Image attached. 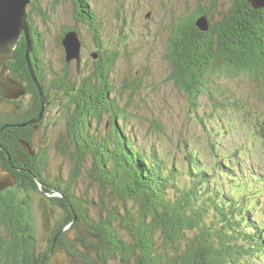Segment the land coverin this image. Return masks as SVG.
Masks as SVG:
<instances>
[{
	"label": "trees",
	"instance_id": "obj_1",
	"mask_svg": "<svg viewBox=\"0 0 264 264\" xmlns=\"http://www.w3.org/2000/svg\"><path fill=\"white\" fill-rule=\"evenodd\" d=\"M61 1L54 0L51 9L39 3L32 11L33 3L29 6L31 59L46 105L32 80L25 38L8 63L12 79L24 85L25 92L17 99L0 97V104L11 109L6 116L0 111V173L15 177V185L0 193V264H63L62 255L79 264H264V222L259 220L263 213L255 214L254 209H262L261 177L233 172L242 165L239 160L235 168L228 167L231 157L210 173L198 153H188L181 169L168 163L158 147H139L127 129L129 114L111 96L118 87L116 68L135 31L107 36L91 0H72L75 19L89 27L92 63L81 55L79 71L76 61H67L65 35L80 31L64 26L58 36L61 58L49 62L46 76L41 58L45 34L35 27L33 17L36 13L46 23ZM208 2L211 8L200 6L192 14L170 19L162 54L170 64L169 81L184 92L199 122L204 95L220 114L225 105L238 107L227 96L224 80L247 75L264 85V8L230 0L227 11L213 20L218 0ZM202 16L208 17L207 31L198 25ZM143 76H121V91L135 92L144 84ZM53 105L58 114L46 122ZM106 117L110 128L93 131V123L99 126ZM255 121L256 139L264 143V120ZM209 131L205 126L204 132ZM184 146L190 152L186 140ZM215 146L209 145L210 150ZM51 148L70 163L67 179L60 175L51 182L44 176ZM82 178L98 187V197L88 205L78 203L75 195ZM71 223V230L61 234ZM72 230L84 237L74 240Z\"/></svg>",
	"mask_w": 264,
	"mask_h": 264
},
{
	"label": "rangeland",
	"instance_id": "obj_2",
	"mask_svg": "<svg viewBox=\"0 0 264 264\" xmlns=\"http://www.w3.org/2000/svg\"><path fill=\"white\" fill-rule=\"evenodd\" d=\"M32 3L34 5L31 7L32 11L38 10L36 5L39 3L40 6L51 9L54 0H33ZM229 3L230 0H218V12L213 20L219 19L227 11ZM200 6L211 8L208 0H91V7L98 14L102 30L107 36L118 37L120 32L129 34L131 31H135V34H132L133 39L129 50L123 51L125 59L116 68L115 76L118 87L115 88V91L113 89L111 98L114 96L117 100L116 104L127 110L129 114V119L126 122L127 129L135 134L136 144L139 147L152 150L155 149V146L158 147L159 154L168 158V160L166 159L168 163L175 162L181 169H184L188 153H198L204 163L214 169L220 158L225 160L226 157H230V152L236 151L239 153L237 161L241 160L242 166L233 167L247 178L252 179L253 176H256L264 179V143L260 140V136L258 140L256 139L257 129L255 126V122L257 123L255 118L260 121L264 120V85H261L260 80L247 75L224 80L223 86L226 84V89L229 90L227 96H231L232 100L237 102L238 107L225 105L220 114L213 110V104L204 95L201 98V109L198 111L199 116L202 117L199 122L196 116L191 113L184 92L168 79L171 71L170 64L162 58L165 51L167 25L170 19L192 14ZM76 9L72 0H63L55 8V11L51 12V15L48 14L46 23L34 13L35 27L45 34L41 58L45 68L48 69L46 76L50 72L49 62L51 60L58 61L61 58L62 50L58 48V36L64 26H70L80 31L79 35L83 42L82 56L92 63L91 41L88 36L90 34L89 27L87 28V24L83 20L75 19ZM31 42L33 44L32 40ZM136 50L138 51L136 52ZM55 68L59 69L58 65ZM139 72L147 75L143 76L144 84L135 92L121 91L120 77H130V79L136 80L142 75ZM2 74L4 78L11 75L5 70ZM222 80L223 78H221ZM15 96L20 98L21 94L16 92ZM53 107L46 122L50 120L51 116L58 114L57 106L53 105ZM6 108L5 105L0 104V111L5 116L11 111ZM157 126L162 130H158ZM205 126L209 127L211 131L205 133ZM109 128L110 123L107 117L99 126L97 123L92 125L93 131L101 133H105ZM37 135L41 136L43 133L38 132ZM51 137H55V134H52ZM39 139L41 140V138ZM185 140L188 142V148H191L190 152L184 146ZM214 143L216 144L215 149L210 150L209 145ZM242 149L244 151L240 153ZM47 159L43 160L44 164L47 163ZM48 161L49 164L44 170L45 177L51 182L57 180L60 175L67 179L71 166L65 157L60 155L56 149L51 148ZM237 161L234 158H229L228 167L236 164ZM62 177L61 180L64 181ZM75 193L79 200L78 203L88 205V201L92 197H98V187L82 178L76 185ZM62 195L61 193L60 196ZM97 202L99 203V201ZM260 205L264 212V196L260 197ZM98 208L100 210V205ZM257 208H254L255 214ZM93 212L96 217V211L93 210ZM104 212L101 211V214ZM262 221H264V217ZM40 229L41 236H45L44 226H40ZM196 233L197 231L194 232V234ZM70 235L74 240L78 236L84 237V233L77 230H72ZM60 257L63 264H79L77 259H67V256L63 255ZM56 264H60V262Z\"/></svg>",
	"mask_w": 264,
	"mask_h": 264
},
{
	"label": "water",
	"instance_id": "obj_3",
	"mask_svg": "<svg viewBox=\"0 0 264 264\" xmlns=\"http://www.w3.org/2000/svg\"><path fill=\"white\" fill-rule=\"evenodd\" d=\"M253 6L258 8H264V0H248ZM32 0H0V97H6L8 99H17L15 96L16 92L21 95L24 94L26 87L22 84L16 83L11 75L3 77L2 72L8 71V63L14 58V52L20 45L22 38L27 41V52L26 58L31 72L32 80L38 88L44 106L46 105V97L41 88L39 79L35 73L34 65L31 59L33 52V44L31 42L30 23L29 17V6ZM198 25L202 30L207 31L209 29V21L207 16H202L198 20ZM63 44L66 49V58L68 62L76 61L78 64V70L80 69L81 55L83 50V42L80 35L76 31L68 32L65 35ZM93 58L98 57V53H94ZM15 82V83H14ZM13 94V96H12ZM43 115V114H42ZM15 185V177L12 173H8L4 170L0 173V193ZM72 207V206H71ZM78 219L77 215L73 221L76 222ZM64 228L61 234L68 231L73 224ZM52 251H50L51 253Z\"/></svg>",
	"mask_w": 264,
	"mask_h": 264
},
{
	"label": "flooded vegetation",
	"instance_id": "obj_4",
	"mask_svg": "<svg viewBox=\"0 0 264 264\" xmlns=\"http://www.w3.org/2000/svg\"><path fill=\"white\" fill-rule=\"evenodd\" d=\"M6 101L10 102L9 100H6ZM15 101H18V100H15ZM11 102H14V101H11Z\"/></svg>",
	"mask_w": 264,
	"mask_h": 264
},
{
	"label": "bare ground",
	"instance_id": "obj_5",
	"mask_svg": "<svg viewBox=\"0 0 264 264\" xmlns=\"http://www.w3.org/2000/svg\"><path fill=\"white\" fill-rule=\"evenodd\" d=\"M261 179V178H260ZM262 181H263V183H264V179H261Z\"/></svg>",
	"mask_w": 264,
	"mask_h": 264
}]
</instances>
